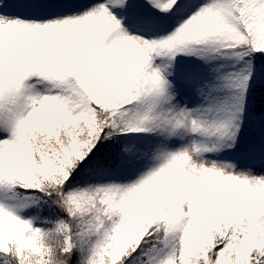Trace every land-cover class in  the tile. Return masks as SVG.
<instances>
[{"label": "snow or ice", "instance_id": "6c2138e0", "mask_svg": "<svg viewBox=\"0 0 264 264\" xmlns=\"http://www.w3.org/2000/svg\"><path fill=\"white\" fill-rule=\"evenodd\" d=\"M0 264H264V0H0Z\"/></svg>", "mask_w": 264, "mask_h": 264}]
</instances>
